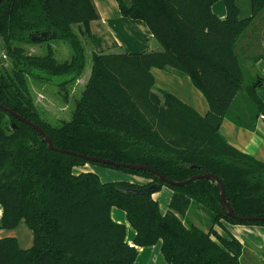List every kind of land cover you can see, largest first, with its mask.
<instances>
[{"label":"trees","instance_id":"obj_1","mask_svg":"<svg viewBox=\"0 0 264 264\" xmlns=\"http://www.w3.org/2000/svg\"><path fill=\"white\" fill-rule=\"evenodd\" d=\"M115 1L121 16L142 21L163 50L92 54L91 77L72 118L53 125L41 116L27 77L54 84L67 101V86L85 66L73 26L90 35L98 10L93 0H3L0 43L10 69H0L1 104L36 124L60 150L144 165L175 182L213 174L237 218H264V164L229 145L220 133L224 119L254 131L255 122L264 117L258 96L264 82L257 78L245 86L236 52L238 41L264 11V0H251L252 16L244 20L237 0H221L224 19L212 11L220 0ZM90 37L98 48L103 46L98 36ZM53 41L69 44V61H57ZM41 43L47 44L41 55L25 48ZM153 68L189 77L209 105L207 114L165 90L154 92ZM243 92L244 104L235 107ZM86 164L148 182L104 183L96 173H74V167ZM164 186L172 196L162 214L153 194ZM0 204L2 228L13 229L24 220L34 236L33 246L25 250L13 237L0 239V264H135L138 248L158 243L166 264H241L244 245L231 234L221 237L214 227H222L223 221L264 227L263 222L228 217L221 189L212 179L169 186L148 171L54 152L34 129L1 109ZM193 206L206 213V225L188 219ZM113 207L126 213L135 231L133 247L126 242L125 225L111 218Z\"/></svg>","mask_w":264,"mask_h":264},{"label":"crops","instance_id":"obj_2","mask_svg":"<svg viewBox=\"0 0 264 264\" xmlns=\"http://www.w3.org/2000/svg\"><path fill=\"white\" fill-rule=\"evenodd\" d=\"M93 2L98 10L100 18L98 21L90 23L91 30L94 34L100 32L103 35V38L107 40L105 41L106 43H103L104 46L105 44L113 45L111 54L156 53L163 50L161 44L154 38L149 28L142 21L127 19L121 16L119 6L115 0H93ZM236 2L240 10V19L244 20L250 18L252 16L251 0H237ZM212 11L220 19H224L226 16V9L223 2L215 3L212 6ZM236 52L241 64L264 82V11L260 16L254 19L246 35L238 41ZM151 73L155 79L154 92L157 93L159 89L167 90V92L173 94L180 101L192 107L200 115L205 116L207 114L209 105L204 96L193 86L189 77H182V75L179 77L176 75L178 73L175 74V71L169 68L164 70L153 68L151 69ZM258 96L264 103V84L262 88L259 89ZM255 125L256 129L251 131L238 127L230 120L224 119L220 126V133L229 145L264 164V122L259 118V120L255 122ZM86 166L87 165L75 167L74 170H77L78 173H96L92 168L89 170L86 169ZM118 181H126L139 185L148 182L145 178L129 174H125V178L122 180H116V182ZM171 196L172 191L164 187H162L159 192L153 194V199L159 204V209L162 214L166 213ZM110 213L111 218L115 222L125 225L126 242L132 244L135 231L127 221L126 213L115 207L111 209ZM2 216L3 208L0 204V239L13 237L17 240L20 249L25 250L31 248L34 243V236L32 230L27 226L25 221L21 220L13 229H5L1 227ZM239 227L243 226H233L230 229V233L231 231H233V233H235V231L239 233ZM259 236L260 234L257 235V238ZM238 240L243 243L240 238ZM158 244L160 247V243ZM153 247L138 248V256L135 264H138L141 256L143 257V264L146 263L148 259H156L158 264L159 256L157 257L153 249H150Z\"/></svg>","mask_w":264,"mask_h":264},{"label":"rangeland","instance_id":"obj_3","mask_svg":"<svg viewBox=\"0 0 264 264\" xmlns=\"http://www.w3.org/2000/svg\"><path fill=\"white\" fill-rule=\"evenodd\" d=\"M218 2L222 3L223 1L220 0ZM81 29L82 31L80 32L78 26L75 25L73 26V31L77 34V37L84 49L85 66L83 72L78 77V79L71 85L67 86V91L69 94L67 101L63 99V92H61L60 89L56 87L54 84L40 81L32 77H27L31 93L35 99V103L37 105V108L41 116L48 122L52 123L53 125H58L62 121H70V119L72 118V114L75 109L76 102L80 99L81 93L91 77L92 67H93L92 54L101 55V53L109 54L112 52L111 51V48L113 47L112 44L110 45L105 44V46L103 45L102 47L98 48L95 45L93 39L90 37L92 36V34L94 35L92 30H90V35H87L85 28L83 27ZM97 33L98 34L95 35L98 36L100 40L102 39L104 42L107 41L106 39L103 38V35L100 32ZM50 44L55 50V57L58 62H65L71 59L72 50L69 44L63 41H55V42L53 41L50 42ZM46 47L47 44L45 43L25 46L29 54H37V55L44 54ZM2 68L10 69V64L7 60L5 49L3 48V42L0 43V69ZM243 70L245 72V86L252 85L257 81L256 75H254L249 69L243 66ZM176 73L178 72L175 71V74ZM176 75L181 77L179 73ZM159 90H163V89H159ZM244 94L245 93L243 92L238 95L235 101V107H238L242 103L244 104ZM86 165H87L86 169L89 170L92 168L93 170H95L103 182H116V180H122L123 178H125V174H123L122 172H118L109 168H103L100 166H93L90 164H86ZM74 168H73L74 173H78V171L74 170ZM164 188L169 189L166 186H164ZM187 216L191 222L197 225L200 226L206 225L203 218L207 219L208 216L206 215L205 212H203L199 208H196L195 206L192 207L191 211ZM232 227H233L232 225L223 221L222 227L215 226L214 230L221 237L228 238L229 235L231 234L234 237L236 236L237 239L240 238L242 240L243 242L242 244L244 245V251L241 257V264H264V227L243 226V227H239L238 230L239 233L237 231H235V233L231 231L230 233V229ZM244 227H248V228H244ZM223 229L226 231H224ZM258 234H260V236L257 238ZM150 249L151 250L153 249L157 257L159 256L158 264L159 263L165 264L161 256L159 244H157L156 246ZM139 259L140 260L138 261V264H143V257L141 256V258ZM147 263L157 264V260L148 259V261L144 264Z\"/></svg>","mask_w":264,"mask_h":264},{"label":"water","instance_id":"obj_4","mask_svg":"<svg viewBox=\"0 0 264 264\" xmlns=\"http://www.w3.org/2000/svg\"><path fill=\"white\" fill-rule=\"evenodd\" d=\"M3 0H0V4ZM0 109L7 112L10 116H12L13 118L17 119L18 121H20L21 123L31 127L32 129H34L39 135H41L43 137V141L47 143L48 148L51 151L54 152H59V153H65V154H70V155H74V156H78L79 158H82L90 163H99V164H103V165H109L115 168H124V169H129V170H135V171H148L150 173H152L153 175H155L162 183L169 185V186H183L191 181H194L196 179H200V178H205V179H212L214 180L220 187L221 189V199L226 207L227 210V215L228 217L234 219V220H238L241 222H263L264 223V218H237L235 216V214L233 213L231 207L229 206V204L227 203L226 199H225V190L224 187L221 183V181L213 174H204V175H198V176H194L191 179L185 181V182H175V181H171L166 179L165 177H163L161 174H159L158 172H156L154 169H151L147 166L144 165H137V164H124V163H117L115 161H111V160H106V159H101V158H95V157H88L85 155H81V154H76L70 151H64V150H60L56 147L53 146L51 140L49 139V137L42 131L41 128H39L36 124L29 122L28 120H26L25 118L21 117L20 115H18L17 113L13 112L12 110L4 107L1 102H0ZM159 185L156 184L154 186L151 187L150 190L154 191L156 188H158Z\"/></svg>","mask_w":264,"mask_h":264},{"label":"built area","instance_id":"obj_5","mask_svg":"<svg viewBox=\"0 0 264 264\" xmlns=\"http://www.w3.org/2000/svg\"><path fill=\"white\" fill-rule=\"evenodd\" d=\"M262 120H264V117H261ZM129 247H133V244H129Z\"/></svg>","mask_w":264,"mask_h":264}]
</instances>
